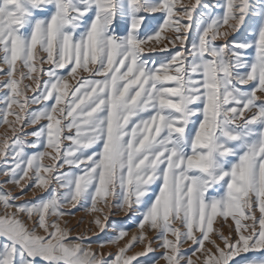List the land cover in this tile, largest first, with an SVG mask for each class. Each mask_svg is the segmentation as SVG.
Here are the masks:
<instances>
[{
  "label": "snow or ice",
  "instance_id": "1",
  "mask_svg": "<svg viewBox=\"0 0 264 264\" xmlns=\"http://www.w3.org/2000/svg\"><path fill=\"white\" fill-rule=\"evenodd\" d=\"M165 30L169 43L152 46ZM232 33L245 35L229 43ZM0 75V119L13 127L0 143V173L20 195L45 191L17 203L0 188V264H158L151 241L128 255L145 228L166 264H195L181 250L187 241L201 264H264L254 255L264 253V0L178 10L176 0H0ZM45 156L53 163L41 164ZM108 196L139 213L140 234L104 256L60 220L73 214L64 205L91 200L98 211L97 197ZM217 217L234 222L229 235L214 229ZM112 228L109 239L97 234L100 247L127 235Z\"/></svg>",
  "mask_w": 264,
  "mask_h": 264
},
{
  "label": "rangeland",
  "instance_id": "2",
  "mask_svg": "<svg viewBox=\"0 0 264 264\" xmlns=\"http://www.w3.org/2000/svg\"><path fill=\"white\" fill-rule=\"evenodd\" d=\"M195 0H176L177 4V10L181 7V5H188L191 3H194ZM205 3H208L209 0H204ZM220 3H223L224 0H219ZM212 4H216L217 0H211ZM215 12L219 15H222V11L220 8H216ZM176 14H179L177 11ZM158 15V14H154ZM194 18L197 16V13L194 12ZM150 22V20H149ZM182 23H187V20L185 19L182 21ZM143 27V26H142ZM221 32L223 31H230L227 25H223L220 29ZM172 30H165V32L162 33L161 36V41L159 45H152L156 47H163L165 44H168V40L165 39L164 37L172 35ZM192 35H195V32H192ZM243 33L237 34V33H232L227 39L228 42L231 43L233 39L239 40L244 38ZM217 44H222L224 43L223 38H217ZM171 48V45H170ZM172 51H169L168 53H154L151 55H145V59H150V60H164L166 57L172 55ZM246 55L249 57L251 60L254 58L255 55V50H250L246 52ZM19 64V62H18ZM47 67V65H45ZM18 75V73H17ZM84 75H87L84 73ZM5 77L3 75H0V80L4 79ZM70 84L75 83L74 80L69 78ZM24 83H32L33 86H35L33 81H28L25 80ZM33 93L29 90L27 92L28 96H31ZM258 95H261L258 93ZM3 107L2 100H0V108ZM39 105L36 104H29L27 105L28 109L34 110L37 109ZM13 112H10L9 114V121L13 122L15 121L16 117L14 112L19 111L18 105H13ZM16 129L19 130L21 127L20 124L15 125ZM37 126L33 125H28L27 128H25V131H30L34 128H37ZM5 136L9 138L11 141L13 137V127L11 123L5 124L2 122V119H0V143L3 142L5 139ZM28 140H33V137L29 136ZM65 144L69 143L68 141H64ZM42 151H51L50 149H41ZM26 151L31 154L33 151L32 149H26ZM2 159V158H0ZM41 164L43 165H48L52 164L53 160L45 156L42 158L40 161ZM2 166V165H0ZM42 170V169H41ZM31 173V169L29 170ZM7 179L6 176H4L2 173H0V188L7 190L11 192L13 195H18L19 200H17V203L23 200H29L32 202L38 201L40 198H43L45 196V191L44 189L37 188V187H29L26 190V193L23 195H20V188L18 186H15L14 183H4V181ZM28 178H25V181H21V184H24ZM107 203H105V198L97 197V204L96 208L99 209L98 211H92V202L91 200L76 205L75 209H72L71 205H64V208L72 210L73 214H66L64 217H61L60 223L61 227H67L70 229L68 235L69 237H77V236H83L85 239L81 241H70V242H81L85 248H88L90 246L91 250L96 251L98 253H102L104 256H107L109 253H114L119 246H122L124 243H127L128 241L132 240L133 236H138L140 234V229L137 226V219L136 217L139 216L138 212H133V213H128L125 212L124 210L119 209L115 204H113V198L111 196H108L107 198ZM8 211H15V209H9ZM4 213V208L3 205L0 204V215H3ZM105 215H107L108 219L105 220ZM257 215L259 213L257 212ZM22 218L26 219V216L24 214H21ZM96 217H99L101 222L104 224H107V228L105 232H101L100 228L93 222ZM65 221H67V224L65 225ZM250 223V221H249ZM29 226H31V221H28ZM116 224L121 227H124L127 229V235L122 238V240L118 244H105L103 247H100V239H109L115 232V230L112 228V225ZM228 224H233L234 222L231 220V218L228 219V223H223L222 218L217 217L216 220L214 221V229L222 231L225 235H229V227ZM145 233H146V238L143 243H136L134 247L131 248V250L128 252V255H133L134 253L137 252H143L145 249L146 244L151 241L152 242V247L155 249V254L154 258L158 261V264H166V261L163 259V253L165 251L164 248L159 247L158 245L160 244V241L156 239V231L155 230H150L148 228H145ZM38 232L41 235H44L45 233L43 230L38 229ZM97 234L99 235L100 239H97ZM170 239L172 238L171 236L169 237ZM211 238L217 240V243H220V240L217 238L216 232H213L211 234ZM206 247H211L210 244H207L206 242ZM223 246V245H221ZM181 250L183 252V255L185 257L191 256L195 264H201V259H200V253L196 252H190L187 251L188 249H191L193 247L191 241H187L183 243L181 246ZM254 255H264V253H256ZM149 258H152V254H149ZM141 264H144L143 260L141 261Z\"/></svg>",
  "mask_w": 264,
  "mask_h": 264
}]
</instances>
